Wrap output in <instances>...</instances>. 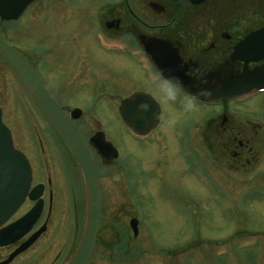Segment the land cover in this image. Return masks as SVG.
Instances as JSON below:
<instances>
[{
	"label": "rangeland",
	"instance_id": "rangeland-1",
	"mask_svg": "<svg viewBox=\"0 0 264 264\" xmlns=\"http://www.w3.org/2000/svg\"><path fill=\"white\" fill-rule=\"evenodd\" d=\"M111 1L118 2L38 0L18 21H0L6 43L37 68L50 96L65 110H81L73 123L84 140L103 131L121 153L118 164L132 171L147 166L132 182L127 169H118L117 163L103 166L96 158L102 219L87 264H264V136L255 153L239 154L240 161L231 159L229 175L218 172L207 158L213 155L225 165L218 154L227 152L222 137L211 140L212 152L194 157L198 165L190 171L176 157L179 143L169 131L185 135L196 120L201 131L205 119L218 116L222 109L194 104L189 109L185 103L167 114L163 147L150 138L155 158L163 165L148 155L150 150L137 147L124 130L117 107L131 92L144 90L141 72L96 38L98 9L103 12L109 5L105 2ZM255 11L250 7L243 12L247 28L257 22ZM127 73L135 78L127 81ZM0 108L13 146L32 162L33 185L45 186L39 221L46 223L45 233L9 264H61L70 247L76 248L83 227L80 171L63 149L55 150L51 130L1 55ZM249 109L264 115V105L257 102ZM183 140V150L190 154ZM152 163L156 170L148 171ZM132 218L138 221L136 235L129 226ZM7 252H0V260Z\"/></svg>",
	"mask_w": 264,
	"mask_h": 264
},
{
	"label": "flooded vegetation",
	"instance_id": "flooded-vegetation-1",
	"mask_svg": "<svg viewBox=\"0 0 264 264\" xmlns=\"http://www.w3.org/2000/svg\"><path fill=\"white\" fill-rule=\"evenodd\" d=\"M37 1L31 4H37ZM117 1L105 2L106 4L109 3V5L105 6L103 12H101V8L98 9L100 31L97 32L96 38L101 46L110 47L109 51L124 56L128 64L132 65L133 68L136 67L141 72L142 79L140 81L144 83L145 88L144 90H135L130 95L137 92L149 94L158 105L157 123L145 135H136L127 127L124 130L130 135L133 142L138 145L137 147L147 151L150 150L151 155L150 153L148 155L156 163L163 165L159 161V157L155 158L154 144L150 138L154 137V142L159 147H163L161 143H163V137L167 133L163 127L166 124L167 114H171L170 110L183 108L185 103L221 108L222 113L217 112L218 116L211 115L205 119L206 128L201 131L198 129L196 120L191 124V128L187 130L185 135L178 134L176 131L169 132L175 138V141L179 143V149L175 153L176 157L190 171L194 170L193 167L198 165L194 157L199 159V151L212 152L211 140L216 137H222L225 141L227 152L218 150V154H221L220 157L225 162V165L218 162L219 159L214 161L213 155L207 158L218 172L229 175L232 168L231 159L240 161L239 154L255 153L259 141L261 143L263 139L264 115L249 108L254 102H257L259 106L264 105V89L216 101H201L196 95L189 94L183 85L182 89L173 90L168 95H162L164 85L169 81L161 74L158 66L145 48L149 47L150 50L154 51L160 65L172 72L171 78L189 83L200 90L216 89L222 84L232 81L243 72L253 70H259L260 76L264 78V34H261L255 43L247 44L243 52L244 59L232 58L234 48L249 33L264 29V0H258L254 4H252L254 0H202L198 2L191 0ZM250 7L256 8L255 17L257 22L247 28V17H245L243 12H245V9L246 11L247 9L249 10ZM253 49L255 50L256 59L250 60V52ZM51 50L54 52L56 49ZM48 52L46 53L48 54ZM49 54L52 55L50 52ZM245 59L249 60L245 61ZM130 73L135 72L131 71ZM128 74L127 81L135 78L132 74L130 78ZM255 99L257 100L254 101ZM252 101L254 102L251 103ZM241 107L243 109H240ZM72 109L63 110L69 116ZM117 116L119 117L118 107ZM244 133L246 137L241 136ZM89 138L87 141L84 138L83 140L93 157L97 178L99 179L96 158H98V162H101L106 167L114 165L116 160L101 157L89 142ZM183 138V141L189 144L190 154L183 150ZM244 138L246 140L243 141ZM50 139L58 153H62L61 149H63L67 156L72 159L70 153L63 147L52 131L50 132ZM40 152L43 154L42 151ZM163 161L166 164L164 159ZM120 164L116 165L117 168L127 169L126 171L132 182L135 181L138 173L145 172L147 167L137 166L132 171L130 168L125 167L124 164V166L119 167L118 165ZM148 168V171L155 169L154 164L152 163V166ZM44 171L43 173L46 174ZM191 174L193 175L194 173L191 172ZM236 174L238 176L239 173ZM238 178L241 180V175ZM39 183L41 182L36 184ZM50 184L49 176L46 180V185L49 186ZM44 192L45 186L43 194ZM51 197L52 192L48 190L49 200H51ZM100 198L99 189V211L101 210ZM28 204L30 206L23 210ZM32 205L33 203L25 201L5 225L19 218ZM43 224L46 223L39 224L38 221L30 234ZM24 239L12 245L0 247V252L3 250L8 251L0 261L6 259ZM72 248L73 245L65 258L73 253Z\"/></svg>",
	"mask_w": 264,
	"mask_h": 264
},
{
	"label": "water",
	"instance_id": "water-1",
	"mask_svg": "<svg viewBox=\"0 0 264 264\" xmlns=\"http://www.w3.org/2000/svg\"><path fill=\"white\" fill-rule=\"evenodd\" d=\"M32 1L0 0V19H17ZM191 1L198 2L202 0ZM262 33H264V29H258L249 33L243 42L234 48L232 58L244 59L241 54L244 48H246V45L254 42ZM145 49L151 55L161 74L167 80L172 82L178 81L180 84L185 85L190 92L198 94L201 99H224L226 97L247 93L253 88L261 89L264 87V79L260 77V72L255 70L253 72L243 73L232 82L228 84L224 83L216 89L208 91L200 90L178 79H172L169 75L171 71L160 65L154 51L150 50L149 47ZM253 50L251 55L255 53ZM0 54L7 61L28 97L45 118L56 136L71 153L78 165L84 197L83 227L76 248L61 264H86L94 250L101 215L99 212V189L94 161L84 140L71 121V119H77L79 117L80 110H72L70 118L67 117L65 112L46 91L38 71L19 52L6 43L1 29ZM250 59L255 58L250 57ZM142 101H147L151 105L149 111L141 112L139 110L138 104ZM157 110V104L154 103L151 96L145 93H135L123 99L118 107L119 115L124 124L137 134L145 133L149 127L155 125ZM89 141L105 159L117 157V150L110 142L104 139L102 132L94 133L89 138ZM31 179L29 162L20 151L13 147L10 131L1 121L0 110V226L10 219L26 198L35 202L22 217L0 229V247L10 245L25 236L36 223L42 212L43 201L41 195L43 185H37L29 191ZM129 225L133 234L136 235L137 221L131 219ZM44 229L45 227L42 226L16 248L6 260L0 262V264L9 263L18 253L28 248Z\"/></svg>",
	"mask_w": 264,
	"mask_h": 264
},
{
	"label": "clouds",
	"instance_id": "clouds-1",
	"mask_svg": "<svg viewBox=\"0 0 264 264\" xmlns=\"http://www.w3.org/2000/svg\"><path fill=\"white\" fill-rule=\"evenodd\" d=\"M182 85L179 84V82H168L167 84L164 85L162 95H168L170 94L173 90H179L182 89ZM151 105L147 101H142L138 104V108L141 112H147L149 111ZM187 107L190 109L193 107L191 103L187 105Z\"/></svg>",
	"mask_w": 264,
	"mask_h": 264
},
{
	"label": "bare ground",
	"instance_id": "bare-ground-1",
	"mask_svg": "<svg viewBox=\"0 0 264 264\" xmlns=\"http://www.w3.org/2000/svg\"><path fill=\"white\" fill-rule=\"evenodd\" d=\"M32 5H30V7H31ZM25 13V12H24Z\"/></svg>",
	"mask_w": 264,
	"mask_h": 264
}]
</instances>
